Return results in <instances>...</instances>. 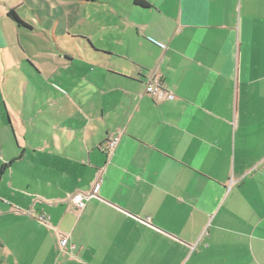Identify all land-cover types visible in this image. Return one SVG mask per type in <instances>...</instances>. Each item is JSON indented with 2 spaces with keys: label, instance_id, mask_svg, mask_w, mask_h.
<instances>
[{
  "label": "crops",
  "instance_id": "1",
  "mask_svg": "<svg viewBox=\"0 0 264 264\" xmlns=\"http://www.w3.org/2000/svg\"><path fill=\"white\" fill-rule=\"evenodd\" d=\"M72 1L1 15L0 264H264V0Z\"/></svg>",
  "mask_w": 264,
  "mask_h": 264
},
{
  "label": "rangeland",
  "instance_id": "2",
  "mask_svg": "<svg viewBox=\"0 0 264 264\" xmlns=\"http://www.w3.org/2000/svg\"><path fill=\"white\" fill-rule=\"evenodd\" d=\"M57 3H64L65 9L72 7L73 5H69L70 3H75L72 0H0V57L1 55H8L10 52L9 44H6L7 38L13 36V43L15 48L19 45L17 43L18 38L13 31L8 28V25L4 20L1 19V15H5V10H9L10 8H14L16 13L21 19H28V15L35 14L40 11L41 6H46L47 4H57ZM77 4V3H75ZM34 10V11H32ZM26 11L30 12L27 13ZM29 39H22L24 42V46L26 48L30 47L32 50H35L36 44L38 43L35 38L29 36ZM15 41V42H14ZM27 42V43H26ZM23 44V43H22ZM26 44V45H25ZM20 47V46H19ZM21 48V47H20ZM17 50V49H16ZM21 49L18 48L17 55H21ZM28 54V53H27ZM3 58L0 59V66L3 67ZM2 111V109H0Z\"/></svg>",
  "mask_w": 264,
  "mask_h": 264
},
{
  "label": "built area",
  "instance_id": "3",
  "mask_svg": "<svg viewBox=\"0 0 264 264\" xmlns=\"http://www.w3.org/2000/svg\"><path fill=\"white\" fill-rule=\"evenodd\" d=\"M145 92L157 98H163L166 95V90L161 79L155 77L153 74L149 76V79L145 84ZM118 139L119 137L117 135L110 136L107 141L108 148H113L117 144ZM98 189L99 182L95 183L92 190L88 193L76 192L72 194L70 197L71 205L77 210L83 209L85 206V200L91 196L97 195ZM40 219H44L43 216L40 217Z\"/></svg>",
  "mask_w": 264,
  "mask_h": 264
},
{
  "label": "trees",
  "instance_id": "4",
  "mask_svg": "<svg viewBox=\"0 0 264 264\" xmlns=\"http://www.w3.org/2000/svg\"><path fill=\"white\" fill-rule=\"evenodd\" d=\"M88 1V0H87ZM136 3L140 4V5H146L145 2H143L142 0H135ZM6 15L11 19L13 20L15 23H17L18 25H21V26H25V27H28L29 25L23 21L19 16L18 14L16 13L15 9L14 8H10Z\"/></svg>",
  "mask_w": 264,
  "mask_h": 264
}]
</instances>
